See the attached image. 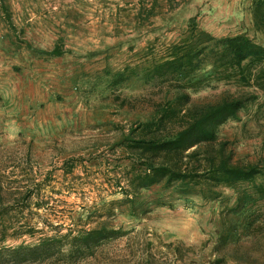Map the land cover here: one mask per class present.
Returning <instances> with one entry per match:
<instances>
[{
  "label": "rangeland",
  "instance_id": "1",
  "mask_svg": "<svg viewBox=\"0 0 264 264\" xmlns=\"http://www.w3.org/2000/svg\"><path fill=\"white\" fill-rule=\"evenodd\" d=\"M252 3L0 0L2 264H264L263 90L215 79L188 90L197 103L253 96L218 129L239 164L261 168L252 180L220 184L213 197L202 185L158 183L132 201L114 185L129 163L117 144L175 91L152 73L167 46L189 35L191 18L215 40L244 35L264 46ZM56 46L61 55L49 53ZM212 69L206 62L197 78ZM103 221L123 233L88 255L61 256L59 241L45 261L18 263L8 251Z\"/></svg>",
  "mask_w": 264,
  "mask_h": 264
},
{
  "label": "trees",
  "instance_id": "2",
  "mask_svg": "<svg viewBox=\"0 0 264 264\" xmlns=\"http://www.w3.org/2000/svg\"><path fill=\"white\" fill-rule=\"evenodd\" d=\"M2 8L9 26L15 29L5 1ZM252 15L256 28L264 30V0H253ZM188 31L186 38L167 46L152 70L157 79L170 83L175 91L154 105L150 118L134 122L117 144L127 153L124 157L129 163L114 185L126 195L127 201H132L130 194L158 183L202 185L208 190L205 196L213 197L218 194L216 188L220 184L235 186L262 173L256 164H239L229 141L218 134L219 127L237 117L253 96H225L217 101L197 103L192 101L188 90L198 88L203 80L215 79L264 91V46L244 35L215 40L198 27L195 18H191ZM49 53L61 55L63 51L56 46ZM206 62L212 64V72L199 79L196 71ZM73 167L66 168V172ZM244 202L240 198L238 205L243 206ZM122 233L103 221L100 227L82 228L76 235L68 233L59 240L42 239L34 246L20 245L8 251L18 263L45 261L55 253L59 241L57 251L61 256L88 255ZM64 238L70 240L64 242ZM225 238V234L220 236L217 250L224 245ZM64 245H69L68 253L61 250Z\"/></svg>",
  "mask_w": 264,
  "mask_h": 264
}]
</instances>
